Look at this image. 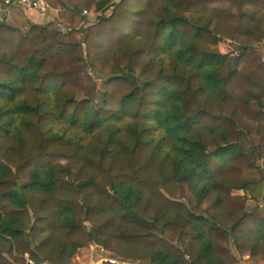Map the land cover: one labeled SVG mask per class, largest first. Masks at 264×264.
I'll return each instance as SVG.
<instances>
[{
    "label": "trees",
    "instance_id": "trees-1",
    "mask_svg": "<svg viewBox=\"0 0 264 264\" xmlns=\"http://www.w3.org/2000/svg\"><path fill=\"white\" fill-rule=\"evenodd\" d=\"M61 1L0 20V264H264V0Z\"/></svg>",
    "mask_w": 264,
    "mask_h": 264
},
{
    "label": "rangeland",
    "instance_id": "rangeland-1",
    "mask_svg": "<svg viewBox=\"0 0 264 264\" xmlns=\"http://www.w3.org/2000/svg\"><path fill=\"white\" fill-rule=\"evenodd\" d=\"M46 1L50 5L48 10L45 11V13L50 14L51 19L49 21L57 20L59 23L60 30L63 33L62 34L63 39L71 40L72 37L68 33L69 32L68 27L70 25V19L66 16H62V14H61L62 12H68L67 11L68 9L63 7L61 0H46ZM96 1L97 0H85V1L80 3L81 8L83 9V14H85L88 17V21H93L98 16V13H96L94 11V9H95L94 5H95ZM115 1H118V0H115ZM23 10L24 11H22V12L26 14L30 9H26V10L23 9ZM36 11H38V10H36ZM85 11H87V13H85ZM39 12H42V11L39 10ZM110 13H111V10L107 12L108 15H110ZM29 25H30V22L28 23V21L23 20V22H21L20 24H18L16 26L20 27L23 31H26L29 28ZM220 47H221L222 52L224 53L223 65L219 67L220 71H221L225 64L228 65V67H230L233 59L238 54V50H236L234 44H232L231 41L225 40V39H224V41H222L220 43ZM256 49L258 50L257 52L261 55V57L264 58V43H262L261 45H258L256 47ZM254 141L257 143L258 139L254 138ZM258 163H260L261 165L264 166V161L259 160ZM245 193L246 192L243 190L234 191V194H245ZM253 204H254V202L251 200L248 202L249 206H252ZM112 255L120 257L119 255H116L114 253H112ZM27 256H29V255L26 254L25 257H27ZM129 260H131V259H129ZM133 261H136V260H133ZM145 264H148V263L145 262ZM243 264H248V263L246 262V260H243Z\"/></svg>",
    "mask_w": 264,
    "mask_h": 264
},
{
    "label": "crops",
    "instance_id": "crops-1",
    "mask_svg": "<svg viewBox=\"0 0 264 264\" xmlns=\"http://www.w3.org/2000/svg\"><path fill=\"white\" fill-rule=\"evenodd\" d=\"M23 9L11 6V7H1L0 6V20L5 18L7 22L18 25L23 20L28 21V23L45 24L51 17L50 14L45 12H39L36 10H29L26 14L23 13ZM229 70L228 65H224L221 72L226 73ZM105 255H112L111 252L104 250L97 244H92L86 247H78L73 256V264H101L100 258ZM137 261V262H136ZM137 264H145L144 261L136 260ZM46 264V263H45Z\"/></svg>",
    "mask_w": 264,
    "mask_h": 264
},
{
    "label": "built area",
    "instance_id": "built-area-1",
    "mask_svg": "<svg viewBox=\"0 0 264 264\" xmlns=\"http://www.w3.org/2000/svg\"><path fill=\"white\" fill-rule=\"evenodd\" d=\"M1 7H11L16 6L21 9H30V10H40L45 12L50 7L49 3L46 0H0ZM87 13V11H85ZM101 264L110 263V264H137L133 260L113 256L105 255L100 258ZM26 264H35V262L29 257H26Z\"/></svg>",
    "mask_w": 264,
    "mask_h": 264
},
{
    "label": "water",
    "instance_id": "water-1",
    "mask_svg": "<svg viewBox=\"0 0 264 264\" xmlns=\"http://www.w3.org/2000/svg\"><path fill=\"white\" fill-rule=\"evenodd\" d=\"M249 209H246V211H248Z\"/></svg>",
    "mask_w": 264,
    "mask_h": 264
}]
</instances>
